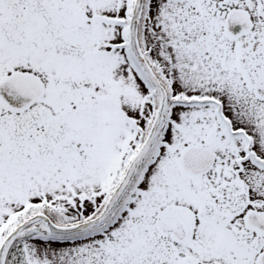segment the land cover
<instances>
[{"label": "snow or ice", "instance_id": "obj_1", "mask_svg": "<svg viewBox=\"0 0 264 264\" xmlns=\"http://www.w3.org/2000/svg\"><path fill=\"white\" fill-rule=\"evenodd\" d=\"M0 264H264V0H0Z\"/></svg>", "mask_w": 264, "mask_h": 264}]
</instances>
